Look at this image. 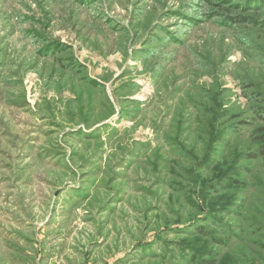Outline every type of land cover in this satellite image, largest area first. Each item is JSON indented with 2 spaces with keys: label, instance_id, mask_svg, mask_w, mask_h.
I'll use <instances>...</instances> for the list:
<instances>
[{
  "label": "rangeland",
  "instance_id": "1",
  "mask_svg": "<svg viewBox=\"0 0 264 264\" xmlns=\"http://www.w3.org/2000/svg\"><path fill=\"white\" fill-rule=\"evenodd\" d=\"M0 264H264V0H0Z\"/></svg>",
  "mask_w": 264,
  "mask_h": 264
}]
</instances>
